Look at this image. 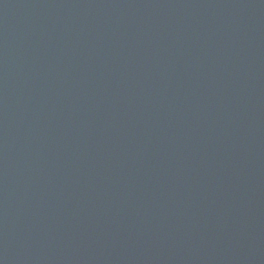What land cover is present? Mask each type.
Returning <instances> with one entry per match:
<instances>
[{
    "label": "water",
    "instance_id": "1",
    "mask_svg": "<svg viewBox=\"0 0 264 264\" xmlns=\"http://www.w3.org/2000/svg\"><path fill=\"white\" fill-rule=\"evenodd\" d=\"M0 264H264V0H0Z\"/></svg>",
    "mask_w": 264,
    "mask_h": 264
}]
</instances>
